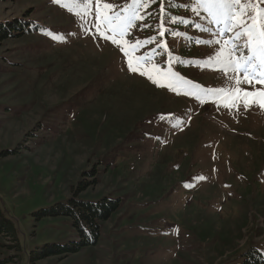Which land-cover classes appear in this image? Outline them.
I'll return each instance as SVG.
<instances>
[{"label": "rangeland", "instance_id": "obj_1", "mask_svg": "<svg viewBox=\"0 0 264 264\" xmlns=\"http://www.w3.org/2000/svg\"><path fill=\"white\" fill-rule=\"evenodd\" d=\"M73 2H0V22L33 21L0 43V207L18 228V240L0 236L2 264H242L251 247L264 256V109L201 104L131 73L92 15L64 7ZM171 2L170 15L193 22L166 25L190 39L166 32L158 41L173 70L206 88L230 86L203 63L219 48L197 42L212 38L194 26H208L203 14L184 7L192 0ZM159 8L143 10L150 15L127 38L156 35L140 24L158 25ZM80 181L89 183L81 197L120 199L119 209L97 244L34 260L47 243L80 239L71 218L41 213Z\"/></svg>", "mask_w": 264, "mask_h": 264}, {"label": "snow or ice", "instance_id": "obj_2", "mask_svg": "<svg viewBox=\"0 0 264 264\" xmlns=\"http://www.w3.org/2000/svg\"><path fill=\"white\" fill-rule=\"evenodd\" d=\"M59 3L60 0H55ZM156 0H129L124 6L119 7L107 0H74L73 6L65 4L69 10L76 9V15H92L89 23L104 40L117 46L123 55L127 69L134 74L146 77L158 87H166L176 94L194 97L203 104L208 100L219 101L221 98L228 101L224 106L238 107L243 104L245 109L258 106L264 109V0H192L190 5H184L187 10L196 16L203 14V19L208 22L205 27L195 23L196 29L209 33L212 38L197 41L206 45H218L214 55L208 57L203 63L212 66L225 74L231 82L230 86L220 88H206L196 84L172 68L175 60L168 51L166 40L161 41L167 32L173 38L185 37L186 33L176 31L166 25H189L192 21L176 14H169L172 7L171 0H160V21L158 25L140 24V27H153L156 35L147 39L129 40L132 29L138 22L147 18L143 10L150 7ZM168 5L166 9L165 5ZM154 45L149 50L147 46ZM167 54L164 64L155 63L157 55ZM182 62V61H178ZM248 85L251 90L242 88ZM256 85H261L257 88ZM187 90L181 93L179 89ZM161 120L170 118L162 114Z\"/></svg>", "mask_w": 264, "mask_h": 264}, {"label": "trees", "instance_id": "obj_3", "mask_svg": "<svg viewBox=\"0 0 264 264\" xmlns=\"http://www.w3.org/2000/svg\"><path fill=\"white\" fill-rule=\"evenodd\" d=\"M3 1L8 0H0V2ZM31 23H33V21H26L23 16H16L10 21L0 22V43L9 37H17L25 34L27 31H31L32 29L29 27ZM96 180L94 181L96 182ZM87 181L78 182L76 186L72 187V193L69 197L41 211L42 215H63L71 218L75 229L79 233L80 239L66 244L47 243L41 249L38 248L36 251H33L35 253L34 260L57 254L66 256L70 253L78 252L86 246L95 245L99 242L103 222L108 220L111 215L119 209L121 200H113L106 195L97 202L84 199L80 196V193L87 188L89 184ZM0 236L18 240V228L15 221L9 217L1 207ZM243 255L242 264H264L263 253L255 247H251ZM2 263L3 261H0V264Z\"/></svg>", "mask_w": 264, "mask_h": 264}]
</instances>
